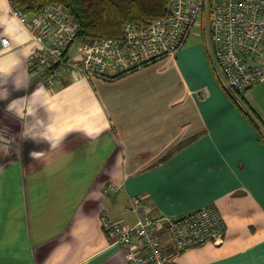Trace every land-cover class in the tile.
<instances>
[{"label": "crops", "instance_id": "obj_1", "mask_svg": "<svg viewBox=\"0 0 264 264\" xmlns=\"http://www.w3.org/2000/svg\"><path fill=\"white\" fill-rule=\"evenodd\" d=\"M0 264H128L105 220L124 226L141 198L155 217L215 207L222 245L173 264H264V143L227 97L201 46L117 80L31 75L39 46L0 0ZM264 122V84L247 92Z\"/></svg>", "mask_w": 264, "mask_h": 264}, {"label": "built area", "instance_id": "obj_2", "mask_svg": "<svg viewBox=\"0 0 264 264\" xmlns=\"http://www.w3.org/2000/svg\"><path fill=\"white\" fill-rule=\"evenodd\" d=\"M12 10L29 26L39 46L29 62L31 75L48 88L60 84L64 75L113 81L175 57L196 28V36L206 43L215 76L233 99L239 101L264 84V0H171L169 16L144 26L128 24L122 40L82 43L73 55L70 49L78 40L79 25L67 9L52 5L34 17L13 6ZM10 46V40L2 38L0 53ZM132 208L135 225L104 223L105 232L124 252L128 264H172L162 232L174 243L175 256L225 242V221L213 206L176 218L155 217L141 198Z\"/></svg>", "mask_w": 264, "mask_h": 264}, {"label": "trees", "instance_id": "obj_3", "mask_svg": "<svg viewBox=\"0 0 264 264\" xmlns=\"http://www.w3.org/2000/svg\"><path fill=\"white\" fill-rule=\"evenodd\" d=\"M11 4L30 17L43 14L52 5L64 7L79 25L78 40L87 44L102 38L122 40L126 25L144 26L171 13V0H11ZM224 92L264 143V122L249 112L243 97L237 101Z\"/></svg>", "mask_w": 264, "mask_h": 264}, {"label": "rangeland", "instance_id": "obj_4", "mask_svg": "<svg viewBox=\"0 0 264 264\" xmlns=\"http://www.w3.org/2000/svg\"><path fill=\"white\" fill-rule=\"evenodd\" d=\"M196 33H198V28H196V29L194 30V33L192 34V36H191V38H190V40H189L188 46H189V45H193V44H194L195 46H201V47L203 48L204 54H205V56H206V58H207V61H208L209 58H208V54H207L206 43H205V41H204L202 38L196 36ZM81 45H82V41H81V40H77V41L72 45V47H71V49H70V55L75 54L76 51H77V49H78V47H80ZM208 62H209V61H208ZM215 77H216V76H215ZM216 79H217V77H216ZM217 81H218V80H217ZM218 84H219V86L221 87V89L223 90V88H222V86L220 85L219 82H218ZM223 91H224V90H223Z\"/></svg>", "mask_w": 264, "mask_h": 264}]
</instances>
